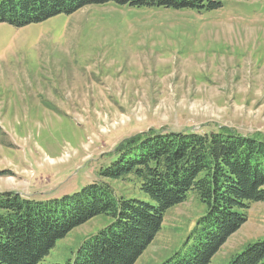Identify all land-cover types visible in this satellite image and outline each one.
I'll list each match as a JSON object with an SVG mask.
<instances>
[{"label":"rangeland","instance_id":"rangeland-1","mask_svg":"<svg viewBox=\"0 0 264 264\" xmlns=\"http://www.w3.org/2000/svg\"><path fill=\"white\" fill-rule=\"evenodd\" d=\"M264 138V0L213 11L114 3L17 28L0 23V193L60 199L106 182L148 201L132 179H104L119 145L156 132ZM206 207L196 191L169 210L136 264L182 260ZM113 223L99 216L60 240L41 264H66ZM264 241V202L211 264Z\"/></svg>","mask_w":264,"mask_h":264},{"label":"trees","instance_id":"trees-1","mask_svg":"<svg viewBox=\"0 0 264 264\" xmlns=\"http://www.w3.org/2000/svg\"><path fill=\"white\" fill-rule=\"evenodd\" d=\"M224 0H0V23L21 28L93 5L213 11ZM254 1V0H245ZM104 179H132L149 200L117 197L94 183L60 199L37 201L0 193V264H41L57 243L99 216L113 223L84 240L66 264H136L162 229L169 210L196 191L206 207L195 245L178 262L211 264L226 241L264 202V138L234 132H150L122 142ZM229 264H264V241Z\"/></svg>","mask_w":264,"mask_h":264}]
</instances>
